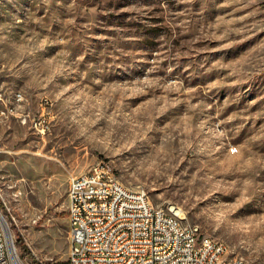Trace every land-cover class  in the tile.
I'll list each match as a JSON object with an SVG mask.
<instances>
[{
  "label": "rangeland",
  "instance_id": "1",
  "mask_svg": "<svg viewBox=\"0 0 264 264\" xmlns=\"http://www.w3.org/2000/svg\"><path fill=\"white\" fill-rule=\"evenodd\" d=\"M1 98L29 115L0 119L23 256L67 264L70 177L109 161L230 257L264 261V0H0Z\"/></svg>",
  "mask_w": 264,
  "mask_h": 264
},
{
  "label": "built area",
  "instance_id": "2",
  "mask_svg": "<svg viewBox=\"0 0 264 264\" xmlns=\"http://www.w3.org/2000/svg\"><path fill=\"white\" fill-rule=\"evenodd\" d=\"M21 101L24 94L21 92ZM5 107L3 117L29 115L20 105ZM31 119L35 128H48ZM68 220L71 245L67 264H264L230 257L227 245L202 234L173 205H154L147 190L119 183L113 165L99 161L69 180ZM8 227V232L6 230ZM0 264H43L29 259L13 239L0 208Z\"/></svg>",
  "mask_w": 264,
  "mask_h": 264
},
{
  "label": "bare ground",
  "instance_id": "3",
  "mask_svg": "<svg viewBox=\"0 0 264 264\" xmlns=\"http://www.w3.org/2000/svg\"><path fill=\"white\" fill-rule=\"evenodd\" d=\"M19 97H21V93H17L16 96H15V99H16L17 101H21V98H19ZM118 181H119V183L123 184L122 182H120L119 179H118ZM123 185H124V184H123ZM143 190H144V189H143ZM169 205H173V204L169 203ZM173 206H174V208H175L179 213L182 212L180 208H178V207L175 206V205H173ZM6 230H7V232H8V227H7V226H6ZM214 240H217V239H214ZM218 242H223V241L218 240Z\"/></svg>",
  "mask_w": 264,
  "mask_h": 264
},
{
  "label": "trees",
  "instance_id": "4",
  "mask_svg": "<svg viewBox=\"0 0 264 264\" xmlns=\"http://www.w3.org/2000/svg\"><path fill=\"white\" fill-rule=\"evenodd\" d=\"M20 243L23 245V247H24L26 250H28V247H27V245H26V243H25V240H24L23 238H20Z\"/></svg>",
  "mask_w": 264,
  "mask_h": 264
},
{
  "label": "crops",
  "instance_id": "5",
  "mask_svg": "<svg viewBox=\"0 0 264 264\" xmlns=\"http://www.w3.org/2000/svg\"><path fill=\"white\" fill-rule=\"evenodd\" d=\"M3 102V101H2ZM3 104H4V102H3Z\"/></svg>",
  "mask_w": 264,
  "mask_h": 264
}]
</instances>
